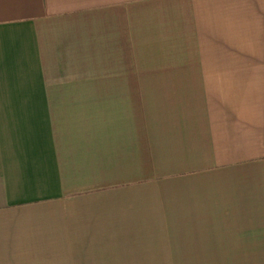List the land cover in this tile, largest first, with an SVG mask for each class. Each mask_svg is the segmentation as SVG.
I'll list each match as a JSON object with an SVG mask.
<instances>
[{
  "label": "crops",
  "instance_id": "0c3cea01",
  "mask_svg": "<svg viewBox=\"0 0 264 264\" xmlns=\"http://www.w3.org/2000/svg\"><path fill=\"white\" fill-rule=\"evenodd\" d=\"M0 264H264V0H0Z\"/></svg>",
  "mask_w": 264,
  "mask_h": 264
}]
</instances>
